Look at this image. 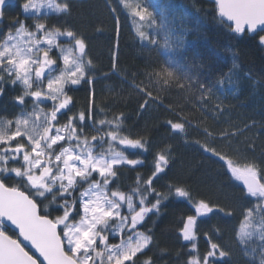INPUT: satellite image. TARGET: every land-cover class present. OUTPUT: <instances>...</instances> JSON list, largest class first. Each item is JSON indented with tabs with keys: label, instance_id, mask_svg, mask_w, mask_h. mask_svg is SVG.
Here are the masks:
<instances>
[{
	"label": "snow or ice",
	"instance_id": "obj_1",
	"mask_svg": "<svg viewBox=\"0 0 264 264\" xmlns=\"http://www.w3.org/2000/svg\"><path fill=\"white\" fill-rule=\"evenodd\" d=\"M121 2L149 28L156 23L147 4ZM214 2L221 24L241 36L246 30L257 33L259 44L264 46V0ZM7 3L0 0V28L4 31L0 42V97L9 87L20 88L13 101L22 112L0 127V264H136L137 256L147 257L154 245L148 222L173 199L188 201L194 209L179 231L182 240L190 242L185 264H226L231 253L220 243L219 230L201 234L198 221L203 223L200 218L210 219L216 214L230 216L232 211L210 199L194 198L187 185H159L171 171V150L167 154L154 152L150 174L140 175L145 162L131 158L128 150L150 151V138L128 132L123 113L109 118L97 109L91 87L85 108L76 109L70 89L93 83L86 39L70 27L47 23L50 14L70 15L68 0H23L20 11L31 14L32 24L27 22V15L24 20L6 17ZM116 32L118 35V18ZM138 35L142 41L158 46L143 25ZM175 46L181 47L182 41L177 39ZM54 51L58 56L52 55ZM58 59L62 67H57ZM141 75L143 80L129 82L141 97L140 111L154 104L170 111L153 90L158 95L173 88L195 99L202 111H206V105L221 110L219 104L210 102L212 86L188 72L177 75L169 68H152L137 77ZM178 121H168V127L183 132L188 122L179 115ZM234 135L226 133L223 138ZM204 150L223 161L226 173L252 200V207L242 209L243 225L236 239L247 248L259 231V261L253 257L251 264H264V165L236 161L215 148ZM128 166L137 171L136 186L124 191L119 178ZM13 179L15 183H9ZM257 214L261 217L259 226L254 221ZM6 222L18 230L15 238L8 234ZM201 235L207 245L203 254L199 250ZM144 264L153 262L148 258Z\"/></svg>",
	"mask_w": 264,
	"mask_h": 264
},
{
	"label": "trees",
	"instance_id": "obj_2",
	"mask_svg": "<svg viewBox=\"0 0 264 264\" xmlns=\"http://www.w3.org/2000/svg\"><path fill=\"white\" fill-rule=\"evenodd\" d=\"M22 2L18 0L16 5L7 7L6 17L24 20L20 11ZM68 2L70 15L52 14L47 23L70 27L86 39L93 83L70 89L76 109L85 108L91 87L97 109H102L109 118L123 113L128 132L150 138V151L128 150L131 158L144 160V167L139 169L144 177L150 174L153 153L167 154L171 150V171L159 185L167 182L187 185L194 198L210 199L231 210L230 216L216 214L210 219L200 218L203 223L198 221L199 232L219 230L220 243L231 253L226 264H251L253 257L258 262L260 246L251 242L245 248L236 239L243 223L242 209L252 207V200L244 196L239 182L226 173L223 161L204 150L205 147L215 148L236 161L264 165V46L259 44L258 34L246 32L241 36L229 31L221 24L216 5L206 0H127L130 4L148 5L156 19L151 28L134 17L121 0ZM31 20L28 18L27 22L32 24ZM142 25L143 30L157 40L158 46L139 38L138 29ZM3 35L0 28V42ZM177 39L182 41L179 48L175 46ZM152 68H169L177 75L188 72L198 77L201 83L212 86L210 102L219 104L221 110L206 105V111H202L195 99L178 94L182 90L173 88L159 91L158 95L153 90V95L170 111L158 104L140 111L141 97L129 82L143 80L144 77L137 74ZM10 88L0 100V116L10 117L22 112L13 101L20 88ZM178 115L188 122L183 132H174L168 127V121L179 122ZM226 133L235 135L224 139ZM136 177V170L130 166L125 168L119 178L121 189L129 191L135 187ZM9 183H15V179ZM193 213L190 202L173 199L159 216L148 222L154 245L150 251L146 250L147 257L137 256L136 264H144L148 258L153 264H185L190 242L183 241L179 231L186 217ZM8 234L15 238L14 231L8 229ZM206 246L201 235V254Z\"/></svg>",
	"mask_w": 264,
	"mask_h": 264
},
{
	"label": "rangeland",
	"instance_id": "obj_3",
	"mask_svg": "<svg viewBox=\"0 0 264 264\" xmlns=\"http://www.w3.org/2000/svg\"><path fill=\"white\" fill-rule=\"evenodd\" d=\"M24 16H28L29 17V19H32L31 20V22H33V20H34V18L31 16V14H23ZM50 15H52V14H50ZM62 42L63 43H68V41H66V40H64L63 38H62ZM52 55H54V56H58V52H53L52 53ZM57 67H62V62L58 59L57 60ZM12 88V87H11ZM10 88V89H11ZM47 103V102H46ZM21 115V114H20ZM19 115V116H20ZM18 117V116H17ZM17 117H15V118H17ZM15 118H12V119H15ZM7 120H2V121H0V127H2L3 125H4V123L6 122ZM132 151V150H131ZM260 219H261V217L259 216V214H257V215H255L254 216V221H255V223H256V225L257 226H259V222H260ZM243 225V223L241 224V226ZM240 226V227H241ZM259 235H260V233H259V231H256L255 233H254V236H253V239H252V241H250L249 243H255L256 245H258V246H260V244H261V242H260V240H259ZM114 239H116V238H114V237H110V240H114Z\"/></svg>",
	"mask_w": 264,
	"mask_h": 264
},
{
	"label": "water",
	"instance_id": "obj_4",
	"mask_svg": "<svg viewBox=\"0 0 264 264\" xmlns=\"http://www.w3.org/2000/svg\"><path fill=\"white\" fill-rule=\"evenodd\" d=\"M206 1H209V2H212V3L215 4L214 0H206ZM17 2H18V0H8V3L6 4L5 9H6L7 7H9V6H14V5H16ZM4 11H5V10H4ZM219 18H220V17H219ZM246 32H247V30H246ZM247 33H248V32H247ZM248 34H249V35H254L255 33H248ZM237 35H238V34H237ZM6 227H7L8 229L14 231V232L18 231V230H15L14 226H11V225H10L9 223H7V222H6ZM32 251H34V250H32ZM37 255H38V254H37Z\"/></svg>",
	"mask_w": 264,
	"mask_h": 264
},
{
	"label": "flooded vegetation",
	"instance_id": "obj_5",
	"mask_svg": "<svg viewBox=\"0 0 264 264\" xmlns=\"http://www.w3.org/2000/svg\"><path fill=\"white\" fill-rule=\"evenodd\" d=\"M1 98L2 97H0V100H1ZM19 106V105H18ZM19 107H21V106H19ZM30 107V109H31V105L29 106ZM28 110H29V108H28ZM21 114V113H20ZM20 114H16V115H14V116H8V117H5V116H0V121H2V120H12V118H15V117H17V116H19ZM14 143V142H13Z\"/></svg>",
	"mask_w": 264,
	"mask_h": 264
}]
</instances>
